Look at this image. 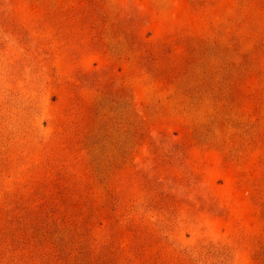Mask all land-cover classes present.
I'll list each match as a JSON object with an SVG mask.
<instances>
[{"label": "rangeland", "instance_id": "1", "mask_svg": "<svg viewBox=\"0 0 264 264\" xmlns=\"http://www.w3.org/2000/svg\"><path fill=\"white\" fill-rule=\"evenodd\" d=\"M0 264H264V0H0Z\"/></svg>", "mask_w": 264, "mask_h": 264}]
</instances>
